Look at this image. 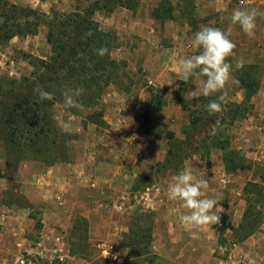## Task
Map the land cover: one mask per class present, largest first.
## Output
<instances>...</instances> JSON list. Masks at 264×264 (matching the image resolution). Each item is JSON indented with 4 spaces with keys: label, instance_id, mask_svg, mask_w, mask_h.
Returning <instances> with one entry per match:
<instances>
[{
    "label": "crops",
    "instance_id": "obj_1",
    "mask_svg": "<svg viewBox=\"0 0 264 264\" xmlns=\"http://www.w3.org/2000/svg\"><path fill=\"white\" fill-rule=\"evenodd\" d=\"M8 1L49 14L63 0ZM215 1L216 3H214ZM212 2L214 12L224 9V0H212ZM238 3L246 6L249 4L263 5L264 0H238ZM138 5L136 11L117 7L109 14H99L100 19H104L100 28L106 30L105 26H113V28L125 26L128 30L133 31L132 28L136 22L131 19H134L133 15L136 16L143 10L141 3ZM260 7L263 8V6ZM154 9H158V6L154 5L152 10L154 11ZM151 15L154 19L162 22L172 19L168 14H164L162 18L157 17L155 13H151ZM123 17L130 20H124ZM184 22L188 24L186 19ZM148 27L149 30H153L150 23H148ZM20 39L21 37H13L9 43L15 40L20 41ZM189 47L190 50H193L192 48L197 49L193 44H190ZM168 68L172 69L170 66ZM235 84H237L236 80ZM110 95L113 98L117 96L121 99L124 93L113 91L108 96ZM251 103L252 109L248 115L235 121L234 133L237 136L235 140L241 144L234 149L242 150L241 152L248 159L247 165L252 162L251 160L264 164V76H260V89L252 97ZM115 118L112 119L108 113L103 114L106 125L112 124L110 125L112 128L121 126V120ZM77 124L78 126L74 128V131L68 130V132L81 133L83 131L88 144L86 149L81 150L77 147L78 145H74L73 149L69 150L68 145L67 158L64 161L49 166H43L36 162H24L18 170L16 178L19 182V177H22L19 184L20 190L22 188L21 192H24L23 195L26 194L24 196H27L28 199L35 198L34 194L30 192L34 189L41 192L43 198L41 202L44 203L42 200L48 202L47 206L42 205L43 207H40L42 212L39 214L40 221H38L41 222L38 244L51 245L53 242V246L49 250L58 251L59 258L90 264L89 261L82 258V254L71 251L73 247L70 245V234L75 223V217L79 214L82 215L79 217H84L88 222V245L91 242L97 244L101 258L104 260L112 259L114 264H124L128 259L129 252L128 247L124 245V237L130 230L132 216L135 211H147L152 214L150 252L140 255V257L134 253V257L131 258L132 261H138L139 264H226L228 263L226 259L230 260V255H236L238 258L250 256V261L255 257L253 264H264V237L261 233L255 232L242 242L233 244L235 247L232 250L234 251L233 254H230V247L227 249L230 241H234L231 229L239 225L246 207L245 185L252 180L261 182L263 180L260 176L256 178L249 166L246 165V167L238 169L246 171L248 178L243 187L234 192L237 196H242L234 205V217L230 219L228 224L222 225L226 214L225 191L217 182L226 184L230 180L229 177L235 175L238 170L231 173L227 172L225 167L221 170V167L212 164L214 160L211 162L197 161V164L193 161L191 163L190 161L184 162V169L181 171L190 169L198 178L201 171L206 173L204 178L209 180V195L214 192H220L223 195V200L218 202L219 207L223 209L219 213L220 223L213 225L212 228H203L199 231V238L192 239L190 237L191 229L188 226H182L180 223L181 215L187 213L188 210L181 207L182 201L168 199V188L166 189L164 186L146 187L142 194L145 203L143 207L126 206L125 201L119 202L120 199L129 197L136 179L151 176L149 173H143L142 164H145L146 156H151V159L153 157L154 164L160 160L162 162L165 158L164 155L152 151L150 136L141 133L140 136L143 137L141 141H135L132 135L120 140L119 138L114 139L115 135L112 132L110 135L113 138L108 139L109 136H107L104 141L101 139V135L96 132L97 124L92 122H77ZM98 145L100 148L96 150L95 146ZM102 146L108 147L103 148ZM147 153L148 155H146ZM155 166H151V170L156 169ZM35 167H38L39 170L33 171L32 168ZM28 168H30L29 171ZM26 171L27 177L24 176ZM9 185L10 183L2 168L0 169V264H15L17 258L13 257L17 251L22 250L16 246L20 247L21 244H24L22 242L27 240L28 237H24L22 234H28L26 221L32 220L31 217L27 216L30 212L29 209H31L30 206H18L10 202L6 194ZM147 189L150 191L148 198L145 197ZM54 202L61 207L54 205ZM115 209L119 210L115 213V218L110 217L107 214L108 211L115 212ZM25 216L27 219L23 222ZM36 224L37 221L35 220L33 226ZM217 248L229 252L225 259L217 258L215 254ZM12 251H15V254L11 253ZM39 252L46 254L44 250Z\"/></svg>",
    "mask_w": 264,
    "mask_h": 264
},
{
    "label": "trees",
    "instance_id": "obj_2",
    "mask_svg": "<svg viewBox=\"0 0 264 264\" xmlns=\"http://www.w3.org/2000/svg\"><path fill=\"white\" fill-rule=\"evenodd\" d=\"M82 4V0H77L76 6L68 11L51 10L47 14L29 6L0 0V46L8 45L13 37L36 35L41 25L45 26L46 40L52 46V53L47 59H31L34 70L28 76L22 79L0 76L1 160L3 172L10 183L6 194L10 202L18 206H30L16 178L19 167L24 162L49 166L67 158L71 135L59 128L53 116L55 104L63 106V92L83 88L79 101L84 105V110L65 109L77 116L85 113V123L103 126L106 123L103 112L99 109L101 98L110 85H120L119 62L112 56V51L117 47L115 35L112 31L102 30L94 14L97 11L109 14L117 7L134 11L139 0H93L88 7H83ZM164 12L169 15L171 10L166 7ZM155 15L161 18L164 16L158 9ZM183 16L194 33L199 30L192 15L183 11ZM89 31L92 35L85 37V33ZM101 46L108 49L103 57L96 54ZM30 57L32 56H25L26 59ZM231 65L243 98L240 102H230L227 112L230 114V125L248 115L252 109L251 99L260 89L258 64L243 63V67L239 69L236 65ZM38 86L54 93V99L41 102L34 91ZM150 94L140 130L144 134L166 139L168 146L167 154L157 166L156 173L166 171L177 174L183 169L187 159L201 155L207 160L212 149L223 151L227 172L246 167L248 159L241 151L229 148L227 139L212 135L214 126L226 120L224 105L219 113L210 114L207 110L209 101L215 100L219 93L209 97L201 96L196 99L198 107L188 108L189 122L183 129V137H177L169 130L164 135L157 134L163 125L151 123V118L153 113L161 110L162 101L153 91ZM244 196L246 207L242 219L237 227L231 229L234 242H242L264 223V180L248 182L244 187ZM151 231L152 214L135 211L130 230L124 237V245L129 249L128 259L124 264H139L138 261H132L133 254L140 257L150 252ZM70 235L72 253L88 255V222L84 217L76 218Z\"/></svg>",
    "mask_w": 264,
    "mask_h": 264
},
{
    "label": "rangeland",
    "instance_id": "obj_3",
    "mask_svg": "<svg viewBox=\"0 0 264 264\" xmlns=\"http://www.w3.org/2000/svg\"><path fill=\"white\" fill-rule=\"evenodd\" d=\"M224 1V9L219 12H214V10H212V0H140L143 10L139 12L138 15H133L134 17L132 16L134 19L131 20L136 22L134 28H132L133 31L128 30L125 26L117 28H113V26H105L106 30L104 31H112L115 35V45H117V47L112 51V56L119 62V73L121 77H119V86L112 84L107 88L101 98L99 109H101L103 114L108 113L112 116V119L116 117L121 120V126H115V128L110 126L112 124L98 126L96 132L101 135V139L105 141L107 136H109L108 139H112L113 137L110 133L113 132V135H115L114 139L119 138L121 140L128 135H132L135 141H141L143 137H141L140 134H143V132L140 130V123L152 91L162 101L161 110L153 113L151 118V123L158 122L160 125L164 126H160L161 130L157 131V134L159 135V133H161V135H164L165 131L169 130L173 132L175 136L183 137V129L189 122L188 108L198 107L199 102L189 96L190 91L195 90L197 87V82L194 78H189L186 82L183 81L178 60L180 58L190 57L200 53V49L198 48L196 50L194 48H192L193 50H190L189 46L192 44L191 41L194 36V31L189 24L184 22L185 18L183 16V11L186 14L193 16L196 20L195 26L198 28L201 26H209L224 31L231 29V35L229 38L235 43L236 48L234 50L235 54L228 57V62L233 65H236L238 62L246 64L256 63L259 66L260 76H264V16H258L256 19L254 38H249L239 24L232 23L230 17L233 10L237 8H256L258 11L264 12V4H259L260 6H263L262 8L258 4H249L248 6L245 4H239L238 0ZM82 2L83 7H88L89 4L93 3V0H82ZM214 3H216V1ZM76 4L77 0H63L56 5L54 10L68 11L75 7ZM154 5H157L158 12H162L163 14H165L164 9H166V7L170 8L171 12H169V15L172 16V19H167L163 22L154 19L151 15V13H156L157 10H152ZM137 9L138 7L134 11ZM102 13L104 12L97 11L94 14V18L100 26L104 23V19H100L99 16V14ZM123 19L126 20L129 18L123 17ZM148 23H150V26L153 28L152 31L149 30ZM143 24L146 26L142 27L141 25ZM51 53L52 46L46 40V28L41 25L38 28L36 35L21 37L20 41L15 40L8 45L0 47V76L22 79L34 70L31 59H47ZM26 55L32 57L26 59ZM168 65L172 69L168 68ZM233 71L234 68L232 66V79L226 85L225 91L227 92V95L222 104V106L224 105L225 107L224 111L226 113L229 110L228 108H230V102H238L242 97L241 91L238 89L237 84H235ZM113 91L124 93L123 98L120 99L117 96H115V98L111 95L108 96L109 93H112ZM53 110V116L59 128L71 135V140L68 142L70 147L69 150H72L74 145H78L77 147L81 150L86 149L88 144L86 141V135L83 131H81V133L68 132V130L65 131L63 128L64 123L71 122L70 130L74 131V128L78 126L77 122L85 123V113L79 116L73 115L67 109L63 108L62 104L58 103L55 104ZM225 119L224 123L218 122L214 126L212 135H215L216 138L227 139L229 148H236L241 142L238 143L237 140H235V137H237L234 133L235 122L231 125L229 124L230 114L228 113L225 114ZM150 138L152 140V151L166 156L168 151L166 139H161L156 136H150ZM102 147L106 148L108 146ZM95 148L96 150H99L100 146H95ZM146 155H148V153ZM222 158V150L212 149L210 157L207 160L201 155H194L186 161H190V163L193 161L197 164V161L211 162V160H214L212 164L221 167V170H223L222 168H224L225 165ZM152 159L151 156L148 155L144 159L145 164H142L143 173H149L151 176L148 178L141 177L136 179L133 185L137 189L134 190L132 188L129 197L126 199H120L119 202L125 201L126 206L134 205L136 207H143L145 203L142 199V194L146 187L164 186L167 189L170 184L174 183L173 178L177 174L166 171L156 173V169L153 168L154 170H151L150 167L156 165V168L161 160L157 164H154V159ZM251 161L252 162L248 164V166L252 169L250 170L252 174L256 178L260 176L261 179L264 180V164L259 161ZM2 168L0 149V169ZM27 170L29 171L30 168ZM32 170L37 171L39 169L38 167H35L32 168ZM153 171L154 173L151 174ZM24 176H28L27 171L24 172ZM229 178L230 180L226 184L217 182L225 191L226 214L222 225L228 224L230 219L234 217V205L237 204L238 199L242 197L237 196L234 192L236 189L238 190V188L243 187L248 177L246 171L238 170L235 175ZM20 179L22 180V177H19V182ZM30 192L34 194L35 198L28 199L27 196L25 197L30 202L29 205L31 207V209H29V215L27 214V216L31 217L32 220L28 219L26 221V216L23 220V222L26 221L28 224V234L24 233L22 236L28 238L25 242H22L24 244H21L20 247L16 246L17 248L22 249L20 252L17 251L16 254V250L11 252L15 254L13 258H17L15 264H21L19 261L22 258L25 260V264H85L82 261L71 262L69 259L59 258L58 251L53 252L52 250H49L52 248L53 242H51V245H44V243L41 245L38 244L39 232L41 230V222L39 223L38 221H40L39 214L42 212L40 207H43L42 205L47 206L48 202H45V200H42L44 203L41 202V199L43 198L40 191L32 189ZM55 202L53 203L54 205L61 207ZM114 211L115 212L108 211L109 213L107 214L110 217L115 218V213L119 210L115 209ZM79 216L82 215L77 214L75 220ZM35 220L37 221V224L33 226ZM256 233H261L264 237V223ZM233 244H237V242L230 241V245L227 246V249L230 247V254H233L234 252L232 251L233 248H235ZM75 249L77 248L75 247ZM40 250H44L46 254H40ZM228 253L229 252H226V250L218 248L215 252L218 259H225ZM82 258L89 261L90 264H114L112 259L104 260L101 258V252L98 245L95 243L93 244L92 242L88 245V255H82ZM250 259V256H247L246 258H238L236 255H230V260L226 259L228 260V263L226 264L255 263V257L254 259L252 258V261H250Z\"/></svg>",
    "mask_w": 264,
    "mask_h": 264
},
{
    "label": "clouds",
    "instance_id": "obj_4",
    "mask_svg": "<svg viewBox=\"0 0 264 264\" xmlns=\"http://www.w3.org/2000/svg\"><path fill=\"white\" fill-rule=\"evenodd\" d=\"M264 16V12L256 8H237L231 14L233 24H239L244 33L249 38L255 37L256 19ZM92 32L85 33V37L91 36ZM231 29L227 31L216 27L201 26L194 33L191 43L198 49H202L198 55L180 58L178 65L183 81L194 78L197 82L195 90L190 91L192 99L201 96L209 97L219 93L215 100H210L207 110L210 114L219 113L223 110L222 104L225 101L227 92L226 85L232 79V65L228 62V57L233 56L236 48L235 43L229 38ZM108 53V49L101 46L96 50V54L103 57ZM243 62H238L236 68H242ZM38 99L43 102L54 99V93L45 91L41 87L34 89ZM83 88L67 89L63 92V107L84 110V105L80 103L79 97L83 95ZM65 131L71 129V122L63 125ZM205 172L201 171L200 176L187 169L181 171L173 179L167 189L168 199L172 201H182L181 207L187 209V213L181 215L180 223L191 229L190 237L199 238V231L205 227L212 228L220 223V215L223 211L219 207V201L223 200L220 192L209 195V180L205 179Z\"/></svg>",
    "mask_w": 264,
    "mask_h": 264
},
{
    "label": "built area",
    "instance_id": "obj_5",
    "mask_svg": "<svg viewBox=\"0 0 264 264\" xmlns=\"http://www.w3.org/2000/svg\"><path fill=\"white\" fill-rule=\"evenodd\" d=\"M149 194H150V191H149V189H147V191L145 192V197L148 198ZM108 257H109V255H108ZM20 263H21V264H25V260L21 259V260H20Z\"/></svg>",
    "mask_w": 264,
    "mask_h": 264
}]
</instances>
